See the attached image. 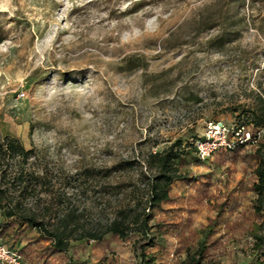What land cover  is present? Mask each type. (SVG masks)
<instances>
[{"label":"rangeland","instance_id":"1","mask_svg":"<svg viewBox=\"0 0 264 264\" xmlns=\"http://www.w3.org/2000/svg\"><path fill=\"white\" fill-rule=\"evenodd\" d=\"M254 116L264 117V0H0V144L26 152L0 157V195L47 230L66 224L68 257L138 263L136 228L126 240L105 230L141 213L149 155L179 141L176 175L199 181L174 179L164 225L179 227L152 229L160 245L149 252L176 264L215 220L205 264H246L264 236V192L253 191L264 125L204 160L195 142L209 123L247 129ZM37 231L0 244L18 252Z\"/></svg>","mask_w":264,"mask_h":264},{"label":"trees","instance_id":"2","mask_svg":"<svg viewBox=\"0 0 264 264\" xmlns=\"http://www.w3.org/2000/svg\"><path fill=\"white\" fill-rule=\"evenodd\" d=\"M248 124L247 132H249L253 140L255 138L256 130L263 127L264 117H252ZM181 143L179 141L171 144L165 150L159 153H152L149 155L150 160L156 164L155 174L151 177L147 188V197L145 207L141 213L129 219L113 220L106 228L105 234H111L119 240H126L129 236V226L132 224L136 229L138 236L132 244V249L138 257L137 264H157L156 256L149 252L156 246H159L158 237L151 233L152 229L156 233L162 234L164 230H173L179 227V223H170L164 225V218L170 214L169 209L164 206L172 201L171 184L174 179L191 183L199 181L198 178H186L184 176L176 175L175 162L180 160L183 156V150H180ZM243 146H237L233 152L238 151ZM19 154H26L22 148H19L12 140H6L0 144V157L10 156L16 152ZM256 182L253 184V191L262 194L264 192V163L260 159L256 169L254 170ZM206 187V185H205ZM204 191V190H203ZM200 200V199H199ZM6 201L3 194L0 195V214L4 216V220L0 222V239L10 237L12 244L20 242L26 236L28 231L37 229V233L32 241H28L17 253L24 259L35 260V263L48 264L52 256H59L58 264H87L79 259L66 256L68 249V240L71 231L67 230V225L59 226L57 229L47 230L42 223H37L33 217H25L20 210V206L11 205ZM223 207V206H220ZM147 211V212H146ZM156 218L155 224L152 227L148 226L150 220ZM172 224H175L172 225ZM217 222L211 221L206 229L203 231L202 240L197 241L195 246L189 247L185 243L177 249L176 254L181 251L186 252L185 259H178L176 264H205L208 258V248L210 247L209 239L213 236ZM93 241H100L102 235L92 233L87 236ZM254 242L250 248V260L246 264H264V236L257 232L253 235ZM213 243V242H212ZM211 243V245H212ZM183 248V246H185ZM157 253V252H156ZM62 256V257H60ZM24 259V260H25ZM95 264H108L107 259H102Z\"/></svg>","mask_w":264,"mask_h":264},{"label":"built area","instance_id":"3","mask_svg":"<svg viewBox=\"0 0 264 264\" xmlns=\"http://www.w3.org/2000/svg\"><path fill=\"white\" fill-rule=\"evenodd\" d=\"M252 141V135L244 128L233 129L220 122L209 123L205 140L195 142L196 157L199 160H204L221 148L233 149L237 146L250 144ZM0 264H24V261L15 250L0 244Z\"/></svg>","mask_w":264,"mask_h":264}]
</instances>
